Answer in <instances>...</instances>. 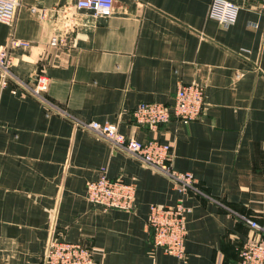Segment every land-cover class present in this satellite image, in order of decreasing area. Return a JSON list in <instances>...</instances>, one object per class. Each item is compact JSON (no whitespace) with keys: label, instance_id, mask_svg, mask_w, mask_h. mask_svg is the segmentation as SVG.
<instances>
[{"label":"crops","instance_id":"obj_1","mask_svg":"<svg viewBox=\"0 0 264 264\" xmlns=\"http://www.w3.org/2000/svg\"><path fill=\"white\" fill-rule=\"evenodd\" d=\"M229 1L242 6L226 25L208 15L210 0H113L107 15L75 0H20L12 24L0 22L12 72L46 76L49 102L0 84V264H43L52 227L99 264H238L243 241L257 237L242 217L264 221V10ZM188 82L204 89L198 118L134 121L139 102L171 106ZM76 120L170 145L172 167L203 191L184 196L183 258L154 246L147 226L151 204L177 200L173 182ZM101 168L133 182L131 209L88 200Z\"/></svg>","mask_w":264,"mask_h":264},{"label":"built area","instance_id":"obj_2","mask_svg":"<svg viewBox=\"0 0 264 264\" xmlns=\"http://www.w3.org/2000/svg\"><path fill=\"white\" fill-rule=\"evenodd\" d=\"M257 1L264 10V0ZM19 3L20 0H0V22L12 24ZM74 5L77 8L90 9L95 15H107L111 12L113 0H75ZM241 6L229 0H210L208 15L224 25L231 24L235 21ZM12 43L20 42L13 40ZM52 43H55V38L52 39ZM8 80L14 81L24 92L49 104L44 97L48 85L46 76L37 74L32 83L20 79L10 68V56L7 50L0 48V84L6 85ZM203 104L202 86L194 82L180 83L173 94L171 106L155 101H142L133 109L132 117L136 123L156 129L169 121L171 116L183 123L195 120L200 116ZM75 125L173 182L179 191L177 200L172 205L151 204L147 226L152 231L154 246L162 248L176 258H183L185 219L189 211V207L184 203V196L189 192L202 194L203 191L198 187L191 173L177 171L172 167L170 145L153 138L141 141L126 137L118 132L113 124L107 122L76 120ZM134 192L133 182H126L122 178H110L104 168L100 169L95 179L86 183L88 200L106 209H131ZM242 218L257 233V237H250L243 241L238 249V264H264V221ZM42 261L43 264H99L90 247L56 238L54 227L49 231Z\"/></svg>","mask_w":264,"mask_h":264}]
</instances>
